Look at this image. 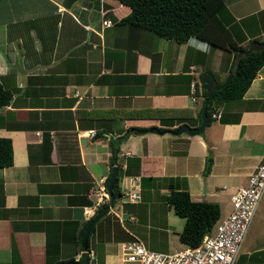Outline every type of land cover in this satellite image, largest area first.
I'll return each instance as SVG.
<instances>
[{
  "label": "crops",
  "instance_id": "0c3cea01",
  "mask_svg": "<svg viewBox=\"0 0 264 264\" xmlns=\"http://www.w3.org/2000/svg\"><path fill=\"white\" fill-rule=\"evenodd\" d=\"M223 2L228 23L242 30L240 43L264 39V0ZM129 9L118 0H0V88L9 92L0 136L12 147L11 164L0 167V264L75 259L76 233L108 204L97 205L94 192L112 166L121 194L90 228L89 251L97 264H139L122 259V241L169 251L178 239L183 219L164 200L170 188L216 202L222 217L229 193L259 162L264 64L240 97L214 102L219 116L202 132L156 131L199 125V73L221 82L230 54L195 37L177 42L119 22ZM134 176L139 199L127 201L123 189ZM240 249L234 264H264L261 240Z\"/></svg>",
  "mask_w": 264,
  "mask_h": 264
},
{
  "label": "trees",
  "instance_id": "16d2710c",
  "mask_svg": "<svg viewBox=\"0 0 264 264\" xmlns=\"http://www.w3.org/2000/svg\"><path fill=\"white\" fill-rule=\"evenodd\" d=\"M118 1L126 4L130 8L128 13L119 18V22L138 25L154 32L156 35L173 39L177 42L186 41L190 37H195L208 43L211 47L219 46L230 54L228 56L230 61L227 74L231 72V75L223 86L218 89H211L207 94L205 88L200 83L202 101L204 102V99L207 98L205 124L211 120L210 112L213 109L214 102L240 97L255 76L257 69L264 64V47L243 54L247 50L250 42L258 39L250 38L244 44L240 43L242 41L241 36H243L242 30L236 21L233 20L228 23L229 19H226L227 16H224L223 12V0ZM231 19L232 17L230 16ZM238 51H241V53L237 54ZM203 72L201 71L199 73V80ZM195 89L197 90L196 82ZM8 98L9 92L0 88V103H5ZM154 129L156 131L165 130L161 127H154ZM94 133H96V130H94ZM123 136L124 134H121L117 139H121ZM114 153L115 148L113 147L109 159L111 164L114 162ZM11 162V141L6 136H0V167L7 166ZM210 163L211 156L207 154L202 169L203 173L207 172ZM105 181H107V178ZM112 192L114 197L121 194L118 187V175L113 181ZM164 200L176 215L183 218L182 227L177 235L179 241L190 246L198 244L202 235L211 229L215 220L219 217V207L216 202L193 200L185 188H170L169 192L164 196ZM92 229L93 226L91 227ZM80 231L76 233L74 238V251L81 250ZM86 243L87 249L89 250L88 236ZM72 260L73 256L71 255L65 259L47 264H65Z\"/></svg>",
  "mask_w": 264,
  "mask_h": 264
},
{
  "label": "built area",
  "instance_id": "2783aa9c",
  "mask_svg": "<svg viewBox=\"0 0 264 264\" xmlns=\"http://www.w3.org/2000/svg\"><path fill=\"white\" fill-rule=\"evenodd\" d=\"M103 24H111L110 19L103 18ZM189 85L194 91L195 81ZM219 116V111L210 112V117ZM89 135L94 129L86 130ZM139 176H134L131 183L123 189L127 201L139 199ZM264 191V152L260 156L245 184L236 186L229 193L230 210L218 217L211 229L204 233L198 244L183 247L174 251H160L146 247L140 240L132 239L121 242L122 259L139 264H234L239 248L247 232L255 209ZM93 192V191H91ZM95 203L109 199L103 184L97 186ZM86 264H97L96 257L88 251Z\"/></svg>",
  "mask_w": 264,
  "mask_h": 264
},
{
  "label": "water",
  "instance_id": "95a60500",
  "mask_svg": "<svg viewBox=\"0 0 264 264\" xmlns=\"http://www.w3.org/2000/svg\"><path fill=\"white\" fill-rule=\"evenodd\" d=\"M262 47H264V39L251 41L247 50L244 51L243 54H246L247 52H249L251 50L261 49ZM240 53H241V51L237 52V54H240ZM230 75H231V72H229L221 82H217L215 77H214V74L211 71H204L201 74L200 80H201L202 86L205 88L206 93L208 94L211 89H218L221 86H223L226 83V81L228 80V78L230 77ZM206 103H207V98L204 99V102H203V105L201 108L200 123L198 126L190 127V126H187L186 124H182V125L174 128V129H165V130H161V131L162 132L167 131L170 133H179V132L184 131L188 134H198V133L202 132L203 127H204V122H205ZM116 174H117V168H116V166H112L111 171H110L109 176H108V179H107L106 184H105V188H106L108 196H109L108 204H105L104 206H102L94 214V216L89 220V222L85 225V227L83 228V230L80 233L81 250L79 252V255L75 259H73L72 261L65 263V264H84L86 262L88 251H89L87 249V246H86L88 233H89L90 228L93 225L94 221L101 214L105 213L108 210L109 205H111L113 203L114 195L112 192V184H113V181L116 177Z\"/></svg>",
  "mask_w": 264,
  "mask_h": 264
},
{
  "label": "rangeland",
  "instance_id": "374dc122",
  "mask_svg": "<svg viewBox=\"0 0 264 264\" xmlns=\"http://www.w3.org/2000/svg\"><path fill=\"white\" fill-rule=\"evenodd\" d=\"M178 219L182 221L183 218L180 216ZM255 239H259L262 241V243H264V192L255 209L254 215L249 224L244 240L242 241L240 250L246 249L248 247L249 241H253ZM172 241V246H170V248L168 249L169 251H174L184 246L183 244L181 245L179 243L175 234L172 236Z\"/></svg>",
  "mask_w": 264,
  "mask_h": 264
}]
</instances>
